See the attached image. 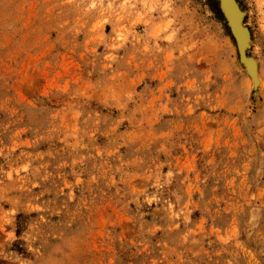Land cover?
<instances>
[{
    "label": "rangeland",
    "instance_id": "1",
    "mask_svg": "<svg viewBox=\"0 0 264 264\" xmlns=\"http://www.w3.org/2000/svg\"><path fill=\"white\" fill-rule=\"evenodd\" d=\"M0 0V264H264V0Z\"/></svg>",
    "mask_w": 264,
    "mask_h": 264
},
{
    "label": "water",
    "instance_id": "2",
    "mask_svg": "<svg viewBox=\"0 0 264 264\" xmlns=\"http://www.w3.org/2000/svg\"><path fill=\"white\" fill-rule=\"evenodd\" d=\"M218 1V7L221 15L223 16L230 33L236 43L238 54H239V60L246 72L250 75V77L253 80L254 88L256 89L258 86V64L256 60L249 56L248 52L251 48V34L249 29L245 26V13L240 8V5L237 0H226L229 2L233 8L229 7L227 5V2L225 0H217ZM238 13H237V12ZM236 14H235V13ZM234 18V19H233ZM237 19V28L240 29L242 33H244L245 38L247 39V43H243L239 40L237 37V34L235 33V26L233 21ZM250 60L254 63V66H252V69H250Z\"/></svg>",
    "mask_w": 264,
    "mask_h": 264
},
{
    "label": "bare ground",
    "instance_id": "3",
    "mask_svg": "<svg viewBox=\"0 0 264 264\" xmlns=\"http://www.w3.org/2000/svg\"><path fill=\"white\" fill-rule=\"evenodd\" d=\"M210 1V0H209ZM226 1V0H225ZM227 2V5L231 8H233V6H231L230 4H229V2L228 1H226ZM237 12V11H236ZM235 13V12H234ZM238 13V12H237ZM236 14V13H235ZM246 17V16H245ZM234 19V18H233ZM233 23H234V26H235V33L237 34V37L239 38V40L241 41V42H243V43H247V39L245 38V35H244V33H242L241 31H240V29H238L237 28V19H235L234 21H233ZM250 69H252V66H254V63L253 62H251V60H250ZM259 83H260V80H259V76H258V85H259ZM261 84V83H260ZM257 89V88H256Z\"/></svg>",
    "mask_w": 264,
    "mask_h": 264
}]
</instances>
